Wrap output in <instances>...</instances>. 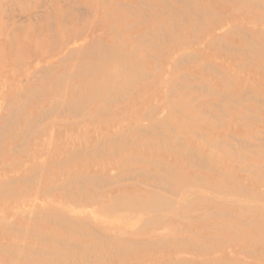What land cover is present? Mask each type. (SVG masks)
I'll list each match as a JSON object with an SVG mask.
<instances>
[{"label":"rangeland","instance_id":"1","mask_svg":"<svg viewBox=\"0 0 264 264\" xmlns=\"http://www.w3.org/2000/svg\"><path fill=\"white\" fill-rule=\"evenodd\" d=\"M0 264H264V0H0Z\"/></svg>","mask_w":264,"mask_h":264}]
</instances>
